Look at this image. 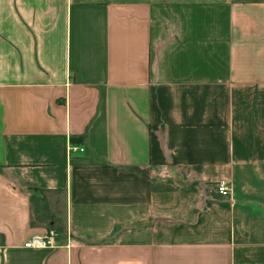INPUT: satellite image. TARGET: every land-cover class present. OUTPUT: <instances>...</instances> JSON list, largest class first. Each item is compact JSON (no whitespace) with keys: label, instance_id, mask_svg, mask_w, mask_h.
Instances as JSON below:
<instances>
[{"label":"crops","instance_id":"1","mask_svg":"<svg viewBox=\"0 0 264 264\" xmlns=\"http://www.w3.org/2000/svg\"><path fill=\"white\" fill-rule=\"evenodd\" d=\"M0 264H264V0H0Z\"/></svg>","mask_w":264,"mask_h":264},{"label":"built area","instance_id":"2","mask_svg":"<svg viewBox=\"0 0 264 264\" xmlns=\"http://www.w3.org/2000/svg\"><path fill=\"white\" fill-rule=\"evenodd\" d=\"M79 150L83 151L84 148L80 146H76L74 144L69 145V153H73ZM217 190L222 195L227 194L228 187L226 186V182L220 181L217 184ZM54 236L55 235L53 231H48L43 234L34 235L28 241H26L25 246L29 248H35V249L54 248L56 247Z\"/></svg>","mask_w":264,"mask_h":264}]
</instances>
